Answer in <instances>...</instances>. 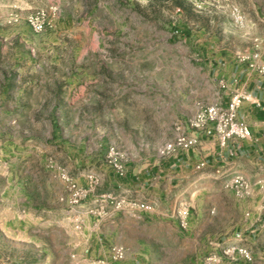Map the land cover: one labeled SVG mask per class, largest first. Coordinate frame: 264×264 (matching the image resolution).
I'll use <instances>...</instances> for the list:
<instances>
[{"label":"rangeland","instance_id":"1","mask_svg":"<svg viewBox=\"0 0 264 264\" xmlns=\"http://www.w3.org/2000/svg\"><path fill=\"white\" fill-rule=\"evenodd\" d=\"M40 12L46 30L35 33ZM206 47L263 60L264 0H0V264H247L221 256L232 245L264 264V220L250 245L206 223L215 185L184 184L156 206L114 184L127 166L173 155L165 149L208 105Z\"/></svg>","mask_w":264,"mask_h":264},{"label":"crops","instance_id":"2","mask_svg":"<svg viewBox=\"0 0 264 264\" xmlns=\"http://www.w3.org/2000/svg\"><path fill=\"white\" fill-rule=\"evenodd\" d=\"M175 29L173 35H184V29ZM202 51L213 89L207 106L226 107L234 94L247 95L249 99L237 110V119L246 125L247 138H233L221 147L215 136L191 132L186 121L182 132L196 136V146L178 150L150 168L136 171L127 166L125 176L117 178L114 184L125 192L126 197L156 206L167 204L174 198L175 190L184 184L188 188L196 184L215 185L222 198L216 216L206 218L209 221L206 223L211 225L216 221L222 231L217 234L227 237V243L235 242L236 235L240 234L241 241L250 245L263 231L256 222L264 220V72L260 71L263 60H255V67H250L244 57L225 48L206 47ZM235 176H241L253 185V193L247 199L239 200L223 188V184ZM143 214L125 217L127 221L139 224L145 220L146 214Z\"/></svg>","mask_w":264,"mask_h":264},{"label":"built area","instance_id":"3","mask_svg":"<svg viewBox=\"0 0 264 264\" xmlns=\"http://www.w3.org/2000/svg\"><path fill=\"white\" fill-rule=\"evenodd\" d=\"M45 14L44 12L36 13L29 18V25L35 33H43L46 30L44 24ZM245 60L250 62V67H255L256 57H244ZM261 72H264V56L263 63L260 68ZM223 87V86H222ZM249 97L245 94H234L226 107L218 106H201L197 109L195 114L187 121L186 125L191 132H202L206 136H215L221 147H224L231 139L244 140L248 136L246 125L237 119V110L243 101H247ZM198 138L194 135H189L184 132H180L175 141L169 145L165 151L169 154H174L178 150H189L196 146ZM122 175V172H120ZM253 185H251L246 179L241 176H235L231 178L225 187L232 189L235 195L239 198H248L253 193ZM70 191L73 197L79 195L75 186H71ZM264 192V189H262ZM137 209H151L150 206L145 204H133ZM74 229L78 230L80 227V220L76 218L74 220ZM185 226V224L183 225ZM237 240H242V236L237 234L235 237ZM112 260L114 262H121L124 258V250L122 247H113L111 250ZM223 257H231L233 261H239L250 264L252 262V255L243 246L232 245L224 249L221 253ZM206 264H219V258L215 255L206 259Z\"/></svg>","mask_w":264,"mask_h":264}]
</instances>
